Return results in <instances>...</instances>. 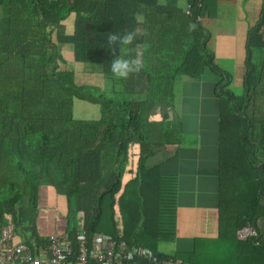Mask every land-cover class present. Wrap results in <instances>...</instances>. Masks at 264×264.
Masks as SVG:
<instances>
[{"label":"trees","instance_id":"16d2710c","mask_svg":"<svg viewBox=\"0 0 264 264\" xmlns=\"http://www.w3.org/2000/svg\"><path fill=\"white\" fill-rule=\"evenodd\" d=\"M216 3L186 0L176 13L135 3L131 13L144 32L127 54L142 52L144 66L117 79L106 45L116 25L124 26L121 19L114 25V0H0V225L4 216V225L14 224L16 243L34 252L48 243L34 221L37 189L49 184L66 199L72 260L83 231L89 245L95 236H112L147 248L162 264H264V0L246 32L239 86L234 37L224 39L226 49L215 43V29L234 20V10L217 13ZM72 13L73 58L62 68L56 30ZM76 63L97 69L103 88L77 84ZM204 69L216 78L218 233L194 239L189 252L168 253L163 247L176 238V177L151 161L187 147L173 83L177 75L199 78ZM139 86L145 100L128 99ZM248 224L257 236L238 240L236 232Z\"/></svg>","mask_w":264,"mask_h":264},{"label":"crops","instance_id":"0c3cea01","mask_svg":"<svg viewBox=\"0 0 264 264\" xmlns=\"http://www.w3.org/2000/svg\"><path fill=\"white\" fill-rule=\"evenodd\" d=\"M149 1L156 3L159 10L164 13L180 12L186 2V0H114V25L120 19L124 25L122 27L116 25L117 34L134 32L135 43L142 41L143 26L135 24V18L131 11H133L135 3L144 4ZM216 1L214 6L217 13H220L223 8L234 10V20H231L226 26L219 24L215 29V43L221 48L224 44V49H226L228 44L224 42V39L226 40L230 36L234 37L231 60L233 62L234 86H239L243 75V46L246 32L248 27L257 20L262 0ZM76 19L75 13L70 14L56 30L58 50L61 59H63L60 63L62 68L67 60L73 58L71 39L74 35ZM118 28H121L122 31H117ZM79 64L82 66V71L102 76L97 69L84 66L82 63ZM77 70L78 67L75 71ZM205 74L207 72L204 69L200 77L196 79L185 75L176 76L173 83V95L176 93V86L178 87L179 101H174V112L179 117L182 133L190 138L184 141L187 147L174 149L170 159L164 160V157L172 151L166 149L155 154L151 161L159 164L162 174L176 177V238L173 244L163 247L168 253L189 252L193 247L194 239L215 238L218 233V118H216L217 102L214 97L216 78L211 75L205 78ZM145 97L144 88L141 86L136 87L132 93L128 94V99L131 101H144ZM160 113L161 111L158 115ZM195 144L196 146H194ZM3 184L0 182V185ZM65 203L64 195L58 194L51 185L45 184L38 187L34 232L39 238L45 239L52 234H64L66 229ZM3 220L5 224L7 217L4 216ZM4 224L0 225V237ZM260 226H262L264 236V223H261ZM31 233V231H27L25 235L29 243L31 245L33 243L34 246V237L31 236ZM13 241L16 243L20 241V238L16 235ZM42 251L43 249L38 247V252H34L35 259L39 264H42ZM136 262L135 264H151L143 259H138Z\"/></svg>","mask_w":264,"mask_h":264},{"label":"built area","instance_id":"2783aa9c","mask_svg":"<svg viewBox=\"0 0 264 264\" xmlns=\"http://www.w3.org/2000/svg\"><path fill=\"white\" fill-rule=\"evenodd\" d=\"M58 1V0H49ZM72 2L74 0H66ZM190 4H187L184 13L191 17ZM197 19V18H196ZM257 232L250 224L236 232V238L244 241L256 237ZM14 224L7 223L1 228L0 237V264H39L35 253L27 244L14 243ZM78 255L71 259V244L65 234H52L48 243L42 248V264H89L91 258L94 264H135L136 260L143 259L151 264L158 263L156 254L147 248L128 246L124 241L112 236H95L89 245L83 231L77 233ZM168 264H180L179 262Z\"/></svg>","mask_w":264,"mask_h":264},{"label":"clouds","instance_id":"9594fccd","mask_svg":"<svg viewBox=\"0 0 264 264\" xmlns=\"http://www.w3.org/2000/svg\"><path fill=\"white\" fill-rule=\"evenodd\" d=\"M134 38V32L107 36L106 45L113 52V58L110 61V72L117 79H125L130 73L139 72L144 66L142 52L137 51L134 56L127 54L131 50Z\"/></svg>","mask_w":264,"mask_h":264},{"label":"rangeland","instance_id":"374dc122","mask_svg":"<svg viewBox=\"0 0 264 264\" xmlns=\"http://www.w3.org/2000/svg\"><path fill=\"white\" fill-rule=\"evenodd\" d=\"M77 66L76 68L78 67V70L76 71V83L81 85V84H91V85H97L99 86L100 88L105 85V81H104V76L102 75H95L93 73H89V72H85V71H82V66H80L81 64L79 63H76ZM205 71L207 72V74H205V78L208 77V75H211L213 76L207 69H205ZM175 90H176V93H174L173 97H174V101H179V98H178V87L175 86Z\"/></svg>","mask_w":264,"mask_h":264}]
</instances>
